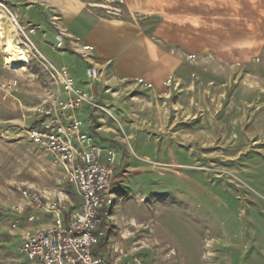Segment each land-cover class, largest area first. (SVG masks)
Returning <instances> with one entry per match:
<instances>
[{"label": "rangeland", "instance_id": "1", "mask_svg": "<svg viewBox=\"0 0 264 264\" xmlns=\"http://www.w3.org/2000/svg\"><path fill=\"white\" fill-rule=\"evenodd\" d=\"M99 2L89 7L100 17L146 22L119 1ZM6 3L22 25L39 26L22 18L39 4ZM48 18L65 31L58 11ZM0 26V264H38L20 250L28 213L19 187L40 191L45 203L62 199L66 223L82 199L65 168L28 137L51 83L36 61L27 63L9 22L0 17ZM182 68L169 95L128 83L122 94L108 91L120 109L101 102L105 137L131 162L114 172L116 206L100 250L113 264H264V59L237 75L210 57H190ZM11 79L15 88L2 86ZM135 135L147 140L142 153Z\"/></svg>", "mask_w": 264, "mask_h": 264}, {"label": "crops", "instance_id": "2", "mask_svg": "<svg viewBox=\"0 0 264 264\" xmlns=\"http://www.w3.org/2000/svg\"><path fill=\"white\" fill-rule=\"evenodd\" d=\"M28 1L40 5L34 10L33 5L27 6L22 14L25 22L38 21L33 38L40 51L58 66L67 65L77 86L114 110L121 108V102L108 91L122 94L128 83H146L169 95L171 79L181 77L183 64L190 57L213 58L226 64L231 75L264 59V0ZM99 1H119L146 22L100 17L89 7ZM49 10L61 14L64 32L51 27ZM61 39L65 44L58 48ZM94 64L101 71L99 80L91 75ZM108 128L106 116L99 111L96 125L87 130L102 144L113 145L105 137ZM146 141L135 135L132 142L138 153ZM117 147L116 168L124 162L129 165L130 159L120 160L122 150ZM125 148L127 158H133ZM36 213L42 222L27 220V228L45 229L53 224L49 212Z\"/></svg>", "mask_w": 264, "mask_h": 264}, {"label": "built area", "instance_id": "3", "mask_svg": "<svg viewBox=\"0 0 264 264\" xmlns=\"http://www.w3.org/2000/svg\"><path fill=\"white\" fill-rule=\"evenodd\" d=\"M0 17L9 22L25 46L26 53L22 55L27 57V63L36 61L51 83L38 109V125L27 131L28 137L65 168L82 199L81 210L66 223V203L62 199L45 203L40 191L19 187L27 199L22 210L28 213L30 222L37 218L36 211H47L54 219L45 229L26 227L20 250L38 264H113L99 248L107 234L106 222L116 206L114 172L118 148L102 144L87 130L96 125L104 106L95 95L77 86L67 65L58 66L40 51L33 39L39 27L22 25L6 0H0ZM0 36L4 37L3 26ZM64 44L61 39L57 47ZM91 75L94 80L100 79L101 71L95 64ZM17 85L18 79L2 81L5 88ZM14 208L21 213L19 206Z\"/></svg>", "mask_w": 264, "mask_h": 264}, {"label": "bare ground", "instance_id": "4", "mask_svg": "<svg viewBox=\"0 0 264 264\" xmlns=\"http://www.w3.org/2000/svg\"><path fill=\"white\" fill-rule=\"evenodd\" d=\"M4 34H5V32H4ZM5 36V35H4ZM8 57L10 58V59H12V60H14V61H18V62H20L21 60H23V59H25V57H23V56H18V55H16V54H14V53H12V52H9L8 53ZM9 62H11L10 60H9Z\"/></svg>", "mask_w": 264, "mask_h": 264}, {"label": "trees", "instance_id": "5", "mask_svg": "<svg viewBox=\"0 0 264 264\" xmlns=\"http://www.w3.org/2000/svg\"><path fill=\"white\" fill-rule=\"evenodd\" d=\"M102 225H103V224H102ZM102 243H103V241H102ZM102 243H101V244H102Z\"/></svg>", "mask_w": 264, "mask_h": 264}]
</instances>
